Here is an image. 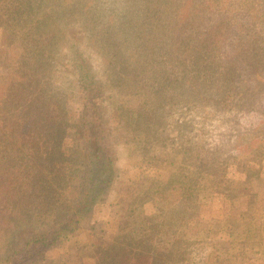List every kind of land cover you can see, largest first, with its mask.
I'll list each match as a JSON object with an SVG mask.
<instances>
[{"label":"rangeland","instance_id":"rangeland-1","mask_svg":"<svg viewBox=\"0 0 264 264\" xmlns=\"http://www.w3.org/2000/svg\"><path fill=\"white\" fill-rule=\"evenodd\" d=\"M18 1L0 0V9L12 12ZM27 4L13 20L33 21L48 54L35 88H27L40 96L29 114L35 133L47 131V115L62 116L60 148L76 147L72 136L90 92L77 67L86 62L117 167L92 217L31 264H160L159 252L169 258L163 264H264V0ZM31 48L23 32L9 35L0 25V102ZM0 108V237L11 244L6 256L52 224L58 212L52 219L41 214L64 181L49 183L37 174L25 188L32 191L28 206L18 215L4 210L15 193V163L23 171L21 158L26 164L42 159L33 155L39 152L34 143L21 153L8 143L21 109L15 103ZM145 221L164 226L166 234L140 229ZM130 233L139 238H115ZM128 245L134 250L129 259Z\"/></svg>","mask_w":264,"mask_h":264},{"label":"trees","instance_id":"trees-1","mask_svg":"<svg viewBox=\"0 0 264 264\" xmlns=\"http://www.w3.org/2000/svg\"><path fill=\"white\" fill-rule=\"evenodd\" d=\"M13 6L12 12L0 9V25L6 34L9 35L15 32H23L26 38L31 39L32 48L29 50L30 58L27 64L24 65L25 68L17 69L18 71H15L14 78L10 80L8 90L7 92L5 91L4 100L0 102V107L8 108L9 104L15 103L17 109L18 107L21 109V113L16 117L13 132L10 130L12 140L8 141V143L14 147L17 145L19 153L22 151L20 147L23 145L26 147V143L36 144L33 147L39 152L33 155H35L37 160L42 159V162L39 160L36 164H34V161L26 164L24 158L20 157V162L24 163L25 169L21 171L22 164L18 165L15 163L14 166L16 167L12 171L14 175L11 181V191L15 193H13L12 197L7 198V205L3 208L4 210L6 208L8 213L15 215L22 212L28 206L26 197L32 195V191L29 194L25 191V188L31 189L33 187V181L37 174L40 180L46 179L49 183L53 181L62 184L64 181V186L60 190L61 193L56 194V198L47 202V208L41 214V218L52 219L55 216V212H58L55 220L45 231L29 235L23 243H19V247L16 250L11 251L6 256H4V253L7 251L6 248L11 244L5 245L7 244L5 242L3 245V238L0 237V264H31L42 258L46 249L58 247L71 233L79 229L83 223H86V220L92 217L95 207L109 193L116 176L117 167L113 147L106 140L102 128L103 124L99 116V106L92 97L96 89L94 86L96 81L90 73L86 62L80 61L77 67L80 84L90 90V92L86 94L85 99L83 98L82 123L77 127L74 136H72L73 144L76 147L71 149L69 147L60 148L64 146V140L59 138L60 135H58L61 129L63 130L64 128L63 124H61L63 122L62 116L47 115V131L35 133V124L29 114L34 107L35 101L39 100L40 96L35 92L34 94H28L27 88L30 86H33V89L35 88L34 77L42 74L39 68L41 66L44 67L43 61L48 54L45 53L39 39L34 35L35 29L31 27V22L33 21H27L26 19L22 21L23 24L19 25L13 20V16L27 12V8H29L27 0H19ZM30 10L32 13V4H30ZM115 61L116 66L120 64L124 65V61H121V59H115ZM45 70L48 71V69ZM43 88L44 83L42 91ZM29 117L32 119V122L30 120V123L27 124ZM22 127L27 129L22 132ZM52 130H55L54 133H52ZM4 135L5 129L0 128V141L5 137ZM79 167L81 169L78 171ZM61 168L62 171L60 170ZM18 191L19 194L17 195L16 192ZM12 222L19 221L12 220ZM183 222L185 221L182 218L181 223ZM24 224L27 225L28 223ZM139 227H141L140 229L144 228L145 231H150L155 236H162L167 232L164 226L158 223L153 224L145 221ZM123 236H127L129 239L139 238L136 235L132 236L131 233L129 235L120 234L119 237L115 238H123ZM147 241L140 239V243ZM126 249H129V254H127L129 259L134 250L129 245ZM121 252L125 254L124 251ZM159 254V257L155 258L156 262L160 260V264L166 263L169 258H162V255L165 256L163 252H159ZM133 258L136 261L140 257L135 253ZM149 258L153 259L152 256H149ZM120 259L119 262H125L122 258ZM141 260L145 261L144 258Z\"/></svg>","mask_w":264,"mask_h":264}]
</instances>
